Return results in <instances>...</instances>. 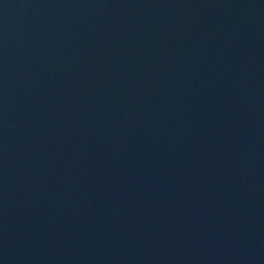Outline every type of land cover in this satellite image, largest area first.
<instances>
[{"label":"water","instance_id":"95a60500","mask_svg":"<svg viewBox=\"0 0 264 264\" xmlns=\"http://www.w3.org/2000/svg\"><path fill=\"white\" fill-rule=\"evenodd\" d=\"M0 264H264V0H0Z\"/></svg>","mask_w":264,"mask_h":264}]
</instances>
